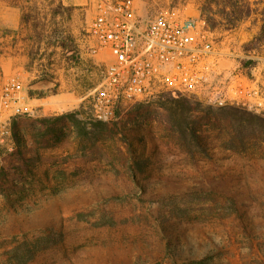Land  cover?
<instances>
[{"label": "rangeland", "instance_id": "374dc122", "mask_svg": "<svg viewBox=\"0 0 264 264\" xmlns=\"http://www.w3.org/2000/svg\"><path fill=\"white\" fill-rule=\"evenodd\" d=\"M11 1L32 25L35 42L65 38L76 49L70 17H93L97 2ZM134 1L143 19L167 8L208 23L213 18L202 11L207 0ZM251 2L261 11L264 0ZM263 27L264 17L255 12L236 27L213 29L217 37L260 51ZM66 49L41 79L55 83L56 68H64L67 79L88 84ZM58 85L32 90L46 94ZM165 93L122 106L102 130L93 129L87 100L13 118V149L0 152V264H16L31 249L38 251L25 264H264V115L237 126L206 114L218 105L180 95L201 103L190 125L203 141L199 147L190 140V154L169 103L160 98ZM141 156L149 160L133 177Z\"/></svg>", "mask_w": 264, "mask_h": 264}, {"label": "built area", "instance_id": "2783aa9c", "mask_svg": "<svg viewBox=\"0 0 264 264\" xmlns=\"http://www.w3.org/2000/svg\"><path fill=\"white\" fill-rule=\"evenodd\" d=\"M134 0H97L77 47L91 56L110 49L114 60L98 65L99 82L82 97L94 119L115 120L128 103L170 92L213 105H236L264 115V48L235 45L216 36L204 17L167 8L141 18ZM253 59L251 73L241 60ZM18 77L0 85V152L13 149L11 123L27 111Z\"/></svg>", "mask_w": 264, "mask_h": 264}, {"label": "crops", "instance_id": "0c3cea01", "mask_svg": "<svg viewBox=\"0 0 264 264\" xmlns=\"http://www.w3.org/2000/svg\"><path fill=\"white\" fill-rule=\"evenodd\" d=\"M64 4L84 6L88 0H62ZM83 9V8H82ZM95 10V8H94ZM94 14V11H93ZM92 17H70L72 24L71 34L78 38L82 30L88 25ZM32 25L22 17V10L18 3L11 0H0V85L10 77H18L22 80L27 94L25 106L27 111L40 108L47 112L52 110H67L74 107L82 100L83 89L88 85H96L101 78V70L98 65L109 63L114 60V52L106 49L97 56H91L86 51H79L77 47L78 60L74 70L88 78L89 83L84 85L83 80L71 78L65 75V69L56 68L59 78L54 82L41 83L43 73L53 66L51 60L59 58L63 47L59 42L45 44L35 42ZM49 37V36H47ZM52 37V35H51ZM47 50V57L39 54ZM59 82L58 90L47 92L43 96L35 97L29 94L32 89L48 88L51 84ZM48 85V87H47Z\"/></svg>", "mask_w": 264, "mask_h": 264}, {"label": "trees", "instance_id": "16d2710c", "mask_svg": "<svg viewBox=\"0 0 264 264\" xmlns=\"http://www.w3.org/2000/svg\"><path fill=\"white\" fill-rule=\"evenodd\" d=\"M210 11L212 13L213 17L211 18V21L209 24L212 28L215 27H224V28H233L238 25L243 19L250 17L253 13L259 12V14H262V17H264V4L261 9V11H258L253 6V3L251 0H207V3L202 7V11ZM256 10V11H255ZM219 17V18H217ZM264 36V27L262 28V37ZM60 45L63 48H67L66 51L71 54V58L75 59V61L78 60V54H77V49L75 47L74 41H69L65 40V38L61 39ZM256 63L255 60L253 59H243L241 60V65L243 69L245 70L246 73L250 74L251 69L253 65ZM30 95H36L38 97L43 96V93L39 91H29ZM160 98H165V102L169 103L168 104V111L171 112V115L175 116L177 121V129L179 131L180 136L186 143V148L188 149V152L190 154H194V151L192 150V146L190 145V140L194 139V141L197 143V146L201 147V142L203 141V135L201 134L200 131H198L196 128L192 127L190 125V120L192 119L193 112L197 110L200 106L201 103L188 97H181L178 95V97L173 96L170 92H166L165 95H161ZM120 106L117 109V116L120 114L121 111ZM216 113V115L221 116L233 125H242L245 124L246 122L251 124L256 122H260L262 119V114L254 112L252 110L245 109L240 106L236 105H222V106H209L207 108L206 114L207 115H212ZM114 120H98L95 119L94 122H92L93 129L99 130V129H105L108 122H111ZM203 146V145H202ZM205 147V146H204ZM194 156V155H193ZM149 160V157H136L135 158V166L134 169H131L132 172H134L132 175L133 177L136 176L137 169L142 170L143 164H145ZM136 171V172H135ZM136 173V174H135ZM137 181V179L135 178ZM139 183V181H138ZM137 183V184H138ZM140 184V183H139ZM145 192L148 191V187L143 186L142 187ZM137 194V197H139V200H144L143 196H140ZM167 197H163L162 199H165ZM166 221V220H165ZM38 249H31L27 255L22 256L17 258L16 264H25L29 260H31ZM205 259L203 260H193L191 263L195 264H204Z\"/></svg>", "mask_w": 264, "mask_h": 264}, {"label": "water", "instance_id": "95a60500", "mask_svg": "<svg viewBox=\"0 0 264 264\" xmlns=\"http://www.w3.org/2000/svg\"><path fill=\"white\" fill-rule=\"evenodd\" d=\"M49 80H42L41 83H48Z\"/></svg>", "mask_w": 264, "mask_h": 264}]
</instances>
